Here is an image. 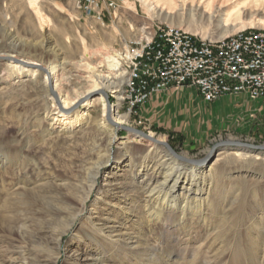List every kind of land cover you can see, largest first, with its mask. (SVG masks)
<instances>
[{"label":"rangeland","instance_id":"obj_1","mask_svg":"<svg viewBox=\"0 0 264 264\" xmlns=\"http://www.w3.org/2000/svg\"><path fill=\"white\" fill-rule=\"evenodd\" d=\"M108 1L114 2V8L106 7ZM150 1L166 9L150 10L139 0H99L105 21L101 25L78 9L73 0H0V52H10V46L16 44L35 54L34 58L42 55L49 64L55 59L54 54L44 52L49 47L75 61L84 50H89L92 56L86 61L95 65L104 63L103 57L116 53L115 48L124 41H135L147 35L159 22L184 29L189 22L202 20L205 25L202 37L212 39H216L223 27L224 21L207 24L204 15H192L187 10V2L183 9L179 1L178 6L169 7L163 0ZM249 19L248 12L244 11L239 17H231L227 26H238ZM252 19V28H264V6ZM67 69L60 70L59 77L66 89L73 90L72 95L91 87L80 86L89 75L95 79L89 65ZM13 70L7 66V59L0 58V79L12 73L10 82L0 83V153L5 155L0 158V263L9 264L7 258L24 249L29 264H95L99 257V264H264V150L248 152L242 148L247 153L241 155L234 149L240 147L218 146L211 152L216 143L224 140L264 144L262 103L251 102L252 107L244 102L237 106L232 101L202 103L195 95L187 93L175 99L171 107L168 98L162 102V109L161 105L148 106L138 108L136 113H127L126 108H119L120 100L116 97L120 94L123 75L114 79L115 93L96 90L83 97L106 93L110 106L119 114H127L121 125L152 133L156 138L163 137L177 155L205 161L221 177L206 186L213 188L212 185L222 184L226 191L222 197H210L205 219L192 218L186 229L177 228L179 220L171 222L169 215L158 226L143 220L135 230L140 234L139 241L132 238L129 243L132 247L137 245L135 251L124 248L127 238L121 241V247L111 249L105 242L79 238L78 233L79 227L86 228L85 216L95 206L94 221L102 217L106 207L99 199L102 195L104 200L110 201L120 197L119 191L126 186L121 183L124 169L121 167L113 173L107 166L100 169L96 176L97 187L71 224L69 204L75 203L82 194L81 186L88 184L84 161L90 157L95 159L98 144L101 149L110 146L113 150L125 146L132 158H138L140 151L147 147V139L113 124L105 133H98L93 128L102 114L101 103L97 101L87 110L81 127H71V135L56 132L61 129L60 124L44 118L46 109L54 108L51 95L43 97L45 94L29 85V76L16 78ZM76 76H80V84H72ZM18 79L24 80L22 88L11 85ZM98 94L81 99L76 109ZM103 99L106 103L104 96ZM108 114L106 105L109 119ZM50 123H54L55 133L47 136L44 133L51 127ZM206 157L208 159L203 160ZM107 181L108 185L104 186ZM108 189L110 193L105 197ZM63 193L72 195L68 204L58 202ZM57 207L62 210L58 212ZM111 215L109 228H122L116 221L124 219V214ZM135 219L133 215L129 217L128 224L132 228ZM63 229L65 232L60 234Z\"/></svg>","mask_w":264,"mask_h":264},{"label":"bare ground","instance_id":"obj_2","mask_svg":"<svg viewBox=\"0 0 264 264\" xmlns=\"http://www.w3.org/2000/svg\"><path fill=\"white\" fill-rule=\"evenodd\" d=\"M139 1H142L148 9L153 11L157 8H161V10L166 9L165 6L162 7L150 0ZM163 1L168 7L169 5L178 6L176 3L179 1L181 2V5L179 6L183 9L184 6H186L185 2H187V10L192 15L193 13H200L201 16L204 15L203 20L207 24L214 21L217 24H221L222 21H224L219 35L215 37L216 39L222 38L241 29L253 27V16L264 6V0ZM244 11L248 12L251 19L246 22H240L238 26H236V24H232L231 27L227 26L231 17H239ZM204 27L205 25H203L201 20L198 23L189 22L184 29L204 36ZM47 41L48 39H46V42ZM125 43L126 41L123 42V45ZM40 45L43 46L42 42ZM42 46L41 50H44V47L42 48ZM10 50V52H0V58L7 59V66L14 69L13 75L16 78L29 76V85L32 84L34 89L45 94L43 97L51 95L50 98L55 102L53 110L46 109L44 118H49L51 121L60 124L59 127L61 129L56 132L63 131L61 134L67 135L71 133V127H81V123L84 120V116L87 114V110L92 107L96 101L100 102L102 106V114L97 120L96 125L94 124L95 127L92 126L98 131V133L102 134L105 133L107 129H111L113 125L110 123V119L118 125H121L126 120L127 114L117 113L112 105L107 112V114L109 113V119L106 117V103L103 99L102 93H99L91 100L83 102L82 108L76 109V104L92 91L107 90L112 93L116 92V83L114 79L121 75L124 76V71L120 67V59L116 53L105 55L103 57L104 63L99 62L95 65H90L88 61H86V59L88 60L90 59V56H92L89 50H84L82 56L75 61L66 59V57L62 55V52H56L52 47H49L48 49H45L44 52L54 54L55 59L48 64L43 59L42 55L39 58H34L35 54L32 55L24 48V46L17 47L16 44H13L10 46ZM42 53L43 51L41 54ZM84 64L89 65L94 72L93 77H95V79L89 75L88 79H84V82L81 83L80 86L83 87L84 85H90L91 87L81 94L72 95L73 90L70 91V89H66L62 77H59V75L62 74L60 70L68 67L67 70L71 71L74 67ZM11 77L12 73H8V75H5L0 79V83L4 84L10 82ZM79 78L80 76L74 77L72 79L74 80L72 84H80L78 81ZM11 85L22 88L24 86V80L18 79ZM120 95L121 94L116 95L118 100H121ZM111 111L114 113L112 114ZM53 124L54 123H52L51 127L47 129L46 133H44L45 135L50 136L55 133ZM134 135L139 136L136 134ZM144 138L147 139V147L140 151L138 158H132V156H130L131 154L126 152L125 146L113 150L110 146L101 149V146L98 144L95 148V159L90 157L87 161H84V170L87 171L85 173V179L88 184L81 186L82 194L75 199V203L69 204L68 215L70 224L83 211L87 198L93 189L97 187L96 176L99 174L102 167L107 166L111 173L122 167L125 172L122 176L121 183L126 186L124 190L119 191L120 197L118 196L115 200H104L103 195L99 198L106 206L104 207L105 212L102 217L98 219L99 221L95 222L94 220L96 219V216L94 214L96 213L97 208L95 206L93 211H90L88 215L85 216L84 224L86 228L79 227V238L87 237L90 241L95 240L96 242H105L111 249L121 247V241H123L124 238H127L124 248H132V250H134L137 245L132 247V244L130 245L129 243L131 240H134L132 238H136L137 240H134L136 242L139 241L138 237L140 234H136L135 230L140 228V221L142 223L143 220H145L152 226H158L167 218V215H169V217H171V222L179 220L177 228L186 229L189 224L192 223V218L196 217L197 219H205L206 204H210V197H213L214 195L215 197H222L226 193V191H224V185L222 184L219 186L212 185L213 188L206 186L214 181L220 180L221 177L219 176V173H217L212 166L207 165L205 161L190 159L181 155H173L165 149L164 146L166 142L163 137L156 138L152 133H148V136ZM234 149H236V152L239 151L237 154L245 155L244 153H247L243 152L244 149L242 148ZM250 151L253 150H249L248 152ZM0 158H5V155L0 153ZM108 183L109 182L107 181L106 184L104 183L103 185H108ZM100 189L101 188H98V190ZM109 191L110 189L107 190L105 197L109 195ZM71 196V194L63 193L59 196L58 202L62 205L68 204L70 198H72ZM61 208L57 207V211H61ZM114 212L124 214L123 216L121 215L124 219H118L116 221L119 223V227H122L119 230H113L116 226H113V228H109L108 226V222L113 218L111 214ZM131 215L136 218L133 225L135 229L128 224ZM63 232H65V229H63L60 234ZM25 257V251L24 249H21L17 253L11 254L10 257L7 258V261L9 264H29ZM100 262V257L97 260L95 259V264H99Z\"/></svg>","mask_w":264,"mask_h":264},{"label":"built area","instance_id":"obj_3","mask_svg":"<svg viewBox=\"0 0 264 264\" xmlns=\"http://www.w3.org/2000/svg\"><path fill=\"white\" fill-rule=\"evenodd\" d=\"M104 25L99 0H73ZM107 8H114L108 1ZM124 71L119 108L136 113L154 93L188 86L207 103L245 96L264 105V28H245L212 39L157 23L147 35L115 48Z\"/></svg>","mask_w":264,"mask_h":264},{"label":"crops","instance_id":"obj_4","mask_svg":"<svg viewBox=\"0 0 264 264\" xmlns=\"http://www.w3.org/2000/svg\"><path fill=\"white\" fill-rule=\"evenodd\" d=\"M177 89H173V88H168L166 90H163V91H160V92H157V93H154L141 107L143 109L147 108L148 106H153V107H160L161 105V109L164 108V103L162 104L163 101H165L166 99H170L168 102H169V105L168 106H172L173 103H175V99L177 98H181L183 96H185V94H190V95H195L199 101H201L202 103H207L205 101H203L201 99V97L198 95L197 91L191 87H188V86H182L180 87L179 89V92L176 91ZM237 98L236 101L234 100V97H225V98H222L220 100H217L215 102H212L213 103H220V102H225V101H228V103L230 101H232V103H236L238 104L237 106H239V102H244V103H250L251 104V107L254 106V101H249L245 96H240V97H235ZM239 100V101H238ZM253 102V103H251ZM260 103V102H259ZM257 102V104H259ZM264 106V105H263ZM262 110L264 111V107H262Z\"/></svg>","mask_w":264,"mask_h":264},{"label":"water","instance_id":"obj_5","mask_svg":"<svg viewBox=\"0 0 264 264\" xmlns=\"http://www.w3.org/2000/svg\"><path fill=\"white\" fill-rule=\"evenodd\" d=\"M98 93H95V94H89L85 99L83 100H86V99H89L91 97H93L94 95H96ZM103 96L105 97L106 99V105H107V112H108V109L110 108V102L108 101L107 99V94L102 92ZM110 123L113 124L114 126H117L119 127L120 129L124 130V131H127V132H130V133H133V134H136V135H139V136H142V137H147L148 134L143 132L142 130H139V129H136V128H133V127H130V126H126V125H118L116 123H114L113 121L110 120ZM165 146L167 148V150L172 153L173 155H177L174 150L171 148V146L168 144V143H165ZM224 147V146H237V147H240V148H245V149H249V150H254V151H259V150H264V144L262 145H255V144H251V143H246V142H241V141H233V140H224V141H220L218 143H216L212 149H211V152L214 151V149L216 147ZM178 156V155H177ZM208 157L204 158L203 160H207Z\"/></svg>","mask_w":264,"mask_h":264}]
</instances>
